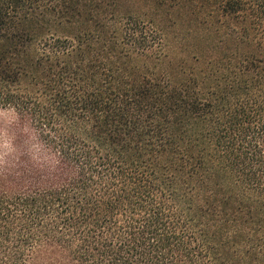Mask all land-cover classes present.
<instances>
[{
  "label": "trees",
  "instance_id": "1",
  "mask_svg": "<svg viewBox=\"0 0 264 264\" xmlns=\"http://www.w3.org/2000/svg\"><path fill=\"white\" fill-rule=\"evenodd\" d=\"M0 264H264V0H0Z\"/></svg>",
  "mask_w": 264,
  "mask_h": 264
}]
</instances>
